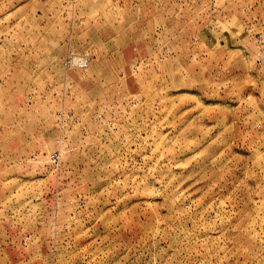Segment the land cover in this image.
I'll return each mask as SVG.
<instances>
[{
  "label": "rangeland",
  "instance_id": "374dc122",
  "mask_svg": "<svg viewBox=\"0 0 264 264\" xmlns=\"http://www.w3.org/2000/svg\"><path fill=\"white\" fill-rule=\"evenodd\" d=\"M0 264H264V0H0Z\"/></svg>",
  "mask_w": 264,
  "mask_h": 264
},
{
  "label": "built area",
  "instance_id": "2783aa9c",
  "mask_svg": "<svg viewBox=\"0 0 264 264\" xmlns=\"http://www.w3.org/2000/svg\"><path fill=\"white\" fill-rule=\"evenodd\" d=\"M69 66L86 69L90 64V57L87 55L71 56L67 59Z\"/></svg>",
  "mask_w": 264,
  "mask_h": 264
}]
</instances>
